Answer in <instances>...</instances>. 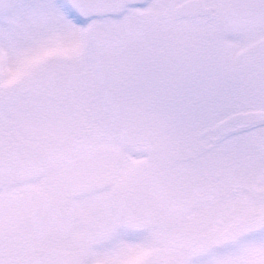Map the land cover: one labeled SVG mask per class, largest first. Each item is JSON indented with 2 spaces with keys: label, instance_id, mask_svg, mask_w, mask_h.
Instances as JSON below:
<instances>
[{
  "label": "snow or ice",
  "instance_id": "snow-or-ice-1",
  "mask_svg": "<svg viewBox=\"0 0 264 264\" xmlns=\"http://www.w3.org/2000/svg\"><path fill=\"white\" fill-rule=\"evenodd\" d=\"M0 264H264V0H0Z\"/></svg>",
  "mask_w": 264,
  "mask_h": 264
}]
</instances>
